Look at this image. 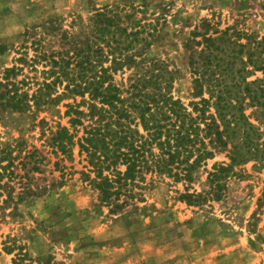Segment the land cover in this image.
<instances>
[{"label": "rangeland", "instance_id": "374dc122", "mask_svg": "<svg viewBox=\"0 0 264 264\" xmlns=\"http://www.w3.org/2000/svg\"><path fill=\"white\" fill-rule=\"evenodd\" d=\"M113 4L137 7L145 32L155 28L145 65L158 58L177 70L172 95L189 110L198 99L191 94L189 62L198 61L206 44L200 32L217 38L208 50L221 63L231 58L230 41L248 44L239 55L244 61L250 52L252 61L264 58V0H0V73L20 56L33 59L68 47L63 33L81 35L94 9ZM42 64L23 74L40 80ZM130 68L114 72V82L127 88L133 73L142 72ZM228 74L224 79L230 82ZM244 74L246 81L264 78L259 70ZM68 102L0 118L1 165L8 164L0 168V264H13L19 252L29 264H264V158L236 166L218 200L207 196L201 204H187L180 195L207 190L213 165L229 162L226 151L204 161L191 182L147 173L145 186L135 189L142 201L109 212L97 205L96 190L81 174L85 161L77 147L69 159L48 144L57 129L68 126ZM243 104L264 139V106Z\"/></svg>", "mask_w": 264, "mask_h": 264}, {"label": "trees", "instance_id": "16d2710c", "mask_svg": "<svg viewBox=\"0 0 264 264\" xmlns=\"http://www.w3.org/2000/svg\"><path fill=\"white\" fill-rule=\"evenodd\" d=\"M136 11L137 7L124 4L94 9L86 32L76 36L63 33L68 47L35 54L33 59L20 56L3 67L0 118L4 112L24 114L71 99L65 104L68 126L57 129L48 144L69 159L77 147L85 161L81 174L96 190L97 205L107 206L109 212L142 201V193L135 189L145 186L147 173L191 182L204 161L217 151H226L229 162L213 165L206 176L207 190L191 193L185 189L180 195L187 204H201L207 196L218 200L236 166L264 158L262 133L248 120L243 104L247 100L250 106H264V78L246 81L244 74L264 73V58L252 61L250 52L244 61L239 55L247 43L230 41L231 58L221 63L208 50L217 38L200 32L206 44L198 52V61L191 58L189 62L191 94L198 98L189 103V110L172 95L177 70H168L158 58L145 65V54L157 36L154 27L145 32V23L136 17ZM41 60L40 80L23 74L26 67L37 71L36 63ZM124 66L142 71L133 73L127 88L113 79V73ZM226 72L232 77L230 82L224 79ZM3 161L0 158V165ZM27 258L19 252L12 262L29 264Z\"/></svg>", "mask_w": 264, "mask_h": 264}]
</instances>
